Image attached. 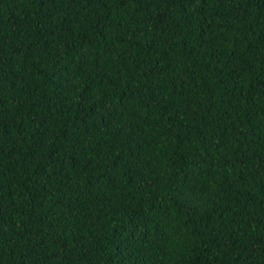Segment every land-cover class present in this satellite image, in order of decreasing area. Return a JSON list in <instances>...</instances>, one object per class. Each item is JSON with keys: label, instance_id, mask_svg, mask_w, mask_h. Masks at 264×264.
Segmentation results:
<instances>
[{"label": "trees", "instance_id": "1", "mask_svg": "<svg viewBox=\"0 0 264 264\" xmlns=\"http://www.w3.org/2000/svg\"><path fill=\"white\" fill-rule=\"evenodd\" d=\"M264 264V0H0V264Z\"/></svg>", "mask_w": 264, "mask_h": 264}, {"label": "snow or ice", "instance_id": "2", "mask_svg": "<svg viewBox=\"0 0 264 264\" xmlns=\"http://www.w3.org/2000/svg\"><path fill=\"white\" fill-rule=\"evenodd\" d=\"M171 2H172L173 5H175L177 3L182 2V0H171ZM251 264H255V262L254 261H251Z\"/></svg>", "mask_w": 264, "mask_h": 264}]
</instances>
